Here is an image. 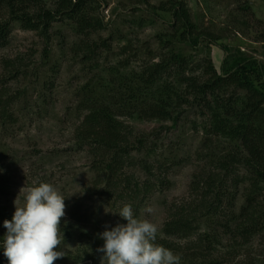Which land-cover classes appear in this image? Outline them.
I'll use <instances>...</instances> for the list:
<instances>
[{
	"label": "rangeland",
	"instance_id": "rangeland-1",
	"mask_svg": "<svg viewBox=\"0 0 264 264\" xmlns=\"http://www.w3.org/2000/svg\"><path fill=\"white\" fill-rule=\"evenodd\" d=\"M54 1L44 0L49 6ZM177 2L189 9L191 21L197 27V46L175 37L172 14L161 11V5L168 3L169 9ZM96 3L97 15L105 29L91 37L99 48L90 60L73 53V45L86 38L69 22L54 25L51 43L13 23L7 44H0V97L4 93L3 101L8 104L6 120L2 118L3 105L0 106V169H3L0 173V237L6 233L3 222L11 220L14 214V201L20 189L26 187L18 198V205L23 203L27 188L46 182L66 198V217L61 220L65 236L61 243V250L65 252L63 262L70 263L73 256L85 258L88 254L93 260L86 263L101 264L103 254L97 249L104 242L98 234L106 225L126 224L117 213L123 205L131 204L139 218L157 226V237L168 241V249L185 263L193 264L194 259L188 258V254L194 250L189 247L197 241L198 235L209 232L212 225L200 213L189 210V205L197 204L192 186L197 177L203 178L212 167L207 154L214 148L227 146L218 138L207 143V130L212 125L210 114L202 116L200 107L195 106L179 109L177 123L171 119L130 118L122 107L131 105L134 110L141 107L146 98L141 94L143 86L137 88L138 99L122 102V97L115 94L112 111L124 128L122 134L129 136L131 142L138 137L145 138L156 152V157L148 161L158 160L163 166V170L153 169L148 176L138 167V160L147 153L139 155L140 152L133 151L134 165L124 170L125 177H133L134 183H147L150 192L135 201L130 197L123 200L113 191L92 186L95 182L92 149L88 142L81 145L77 139V131L89 115L82 108L81 90L97 73L99 76L114 69L118 73L115 80L124 83L121 80L144 78V71L151 65L168 63L162 78L152 81V94L170 87L171 94L185 95V87L179 84L181 69L173 63V56L179 53L187 57L189 69L199 64L204 68L211 62L221 73L224 61L231 64L239 58H253L264 65V0H96ZM247 4H250L249 10H245ZM7 18L6 10L0 7V21ZM10 66L18 77L10 79ZM191 72L194 71L188 70L183 77ZM108 80L111 81V77ZM231 94L232 91L226 93V99H232ZM246 96L245 92H239L236 98L245 102ZM104 98L108 101L111 97L105 95ZM173 103H177L175 98ZM239 146L236 142L233 150H239ZM239 174L247 176L246 184L234 190L236 201L232 207L228 202L222 205L224 217L240 213L244 204L242 193L249 183L251 185V174L247 170L241 168ZM232 178L234 181L236 175ZM121 183L119 181L118 185ZM259 187L264 190V182ZM120 188L122 186L117 189ZM149 208L153 209L151 213L147 211ZM178 210L186 211L190 234L167 236V223L172 222ZM227 238L216 252L223 258L220 264H264L263 234L247 243L240 239L237 247L233 240L232 257L225 256L231 251L228 250L231 239Z\"/></svg>",
	"mask_w": 264,
	"mask_h": 264
},
{
	"label": "trees",
	"instance_id": "trees-1",
	"mask_svg": "<svg viewBox=\"0 0 264 264\" xmlns=\"http://www.w3.org/2000/svg\"><path fill=\"white\" fill-rule=\"evenodd\" d=\"M167 5L168 3L161 5L160 8L161 11L172 14L174 36L185 43L193 42V45L197 46V27L191 21L187 6L182 2L172 5L169 3L168 9ZM249 5L247 4L245 10L250 9ZM0 7L6 10L8 16L6 21H0L2 46H5L9 40L13 23L21 25L24 30L35 32L40 38L51 43L54 25L57 22H69L76 27L79 35L86 38L84 42L80 41L73 45V53L82 56L84 60H90L96 55L99 44L94 43L91 37L94 33L105 29L103 21L97 15L96 0H55L50 6L44 0H0ZM225 50L228 51L227 48ZM173 63L181 69L179 73L182 77L179 84L185 87V95L171 94L170 87L152 94L154 90L152 81L162 78L168 63L151 65L144 71V78L135 77L132 81L121 80L124 83L115 80V74L118 73L114 69L106 74L94 75L81 90L82 108L89 115L77 131V139L81 145L88 142L92 149L91 168L95 175L92 186L98 189L102 187L110 193L113 191L119 199L126 200L130 197L135 201L141 195H148L150 187L147 183H134L133 177H125L124 170L134 165L131 159L133 151L140 152L139 155L147 153L138 160V167L147 172L148 176H151V170L161 171L163 166L158 160L151 163L148 161L150 157L152 159L156 157V152L153 150L154 146L150 147L145 138L138 137L131 142L129 136L122 134L124 128L112 111L115 94L122 97V102L134 100L138 96L137 88L143 86L141 94L146 98L141 107L135 110L131 105L122 107L128 111L130 118L147 117L163 121L171 119L177 123L181 114H178L179 109L195 106L200 107L202 116L210 114L212 125L207 130L209 135L207 143L213 138H218L225 141L227 146L214 148L211 151L213 155L211 152L207 154L212 167L203 178L197 177V181L192 186L198 201L196 200V205L195 202L189 205L191 207L189 210L205 217L211 223L212 229L198 235L197 241L189 247L194 252L188 254V258L193 257V264H220L223 258L217 254L218 245H221L225 238L231 239L228 249L231 251L225 256L232 257L234 256L231 247L234 244L233 240H236L237 247L240 239L247 243L260 234L264 235V190L259 187L261 182H264V65L253 58H239L231 64L227 60L224 61L221 73L211 62L204 68L199 64L189 69L187 57L182 53L173 56ZM10 67V79L18 77L14 67ZM188 70L194 71L191 72L192 74H196L198 70L202 72L196 76L187 73L183 77ZM110 77L111 81L108 80ZM231 91L230 96L233 98L226 99L228 97L226 93ZM239 92L246 93L245 102L236 98ZM105 95L111 98L107 101ZM5 96L3 93L0 97V106L3 105L1 107L3 120L8 117L5 112L8 104L3 101ZM174 98L177 100L176 104L173 103ZM239 104L240 107H236ZM236 142L240 146L239 150L235 151L233 149L236 147ZM241 168L253 176L252 178L250 175L251 185L249 183L246 192L242 193L244 204L239 209L240 213L224 217L225 210L222 205L228 202L232 207L236 201L234 190L246 184L247 176L242 177L239 174ZM235 175L236 178L231 181ZM119 181L122 183L118 185ZM121 186L122 188L117 189ZM104 190L102 193L105 196ZM185 212L178 210L177 215L173 214L172 222L167 223V236L172 233L190 234L191 225H186L190 219H187ZM167 242L157 237V243L166 248ZM210 256L213 258H209ZM72 260L70 263H65L62 259H58L54 264H88L86 262L93 260V257H89L88 254L85 258L76 255ZM0 264H8L2 250H0ZM181 264L187 262L181 259Z\"/></svg>",
	"mask_w": 264,
	"mask_h": 264
},
{
	"label": "clouds",
	"instance_id": "clouds-1",
	"mask_svg": "<svg viewBox=\"0 0 264 264\" xmlns=\"http://www.w3.org/2000/svg\"><path fill=\"white\" fill-rule=\"evenodd\" d=\"M25 189H20L18 198ZM18 198L11 220L3 222L6 233L0 238V250L8 264H54L65 257L61 250L62 237L65 238L61 220L66 217L63 193L42 182L27 188L21 205ZM147 211L151 213L153 209ZM117 214L126 224L106 225L98 234L104 242L97 249L103 254L101 264H181L177 254L157 243V226L139 218L131 204L123 205Z\"/></svg>",
	"mask_w": 264,
	"mask_h": 264
}]
</instances>
